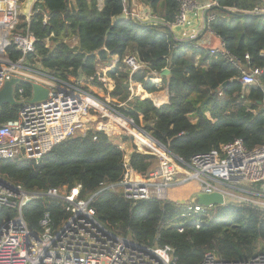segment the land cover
I'll return each instance as SVG.
<instances>
[{
    "label": "trees",
    "instance_id": "trees-1",
    "mask_svg": "<svg viewBox=\"0 0 264 264\" xmlns=\"http://www.w3.org/2000/svg\"><path fill=\"white\" fill-rule=\"evenodd\" d=\"M142 1L163 20L160 24H173L178 0ZM263 3L264 0H218V6L210 9L217 17L209 26L226 48L249 68L262 70L257 86L243 84L242 73L233 64L196 45V41L185 43L176 39L166 26L117 19L124 12V0H105L102 9L98 0H76L77 6H70L69 0H38L30 21L19 14L14 31H33L37 41L35 51L28 55L29 62H39L42 68L64 79L93 76V84L101 87L102 77L96 75L97 55L101 59L108 54L118 55V63L107 73L116 83L109 95L126 106L115 107L132 117L136 125L142 126L143 121L155 140L189 162L196 154L218 149L236 139H241L249 150L264 145V16L239 15ZM225 8L238 14L227 13ZM44 14L48 15L46 23ZM71 35L78 40L74 46L67 41ZM6 50L14 62L21 57L13 44ZM128 54H136L145 63L132 79L148 93L167 86L169 103L157 106L151 98L130 99L129 71L123 61ZM246 54L249 60L245 59ZM164 68H169L171 74L162 77L161 87L147 80L154 77L153 72L159 74ZM225 82L226 86L221 87ZM19 87L25 89L26 97L31 96L29 82L23 81ZM161 95L157 97L159 102L164 97ZM19 111L20 106H2L0 124L15 119ZM117 139L103 130L89 128L85 134L78 133L56 144L38 163L1 161L0 173L27 190H71L81 185V197L89 198L102 183H118L124 177L126 152ZM122 139L126 141L128 137ZM138 142L141 147L146 144V148H155L146 138H138ZM155 159L154 154L136 150L131 153L129 169L146 175ZM194 204L174 199L133 200L112 190H104L92 202L97 218L119 234L148 246L170 245L176 264H198L208 251L227 260H247L264 253L261 207L228 202L206 207V211H190L189 206ZM65 207L60 199L44 197L31 201L23 215L28 226L37 230L48 212L56 227L67 216ZM187 218L193 221L186 223Z\"/></svg>",
    "mask_w": 264,
    "mask_h": 264
},
{
    "label": "built area",
    "instance_id": "built-area-1",
    "mask_svg": "<svg viewBox=\"0 0 264 264\" xmlns=\"http://www.w3.org/2000/svg\"><path fill=\"white\" fill-rule=\"evenodd\" d=\"M36 1L30 2L26 13L21 8L22 0H0V33L3 34L0 40V89L12 77H20L29 83L37 82L49 89L46 101L32 103V90L31 96L26 97L23 87L16 88V99L22 104L15 119L0 124V162L35 160L38 163L56 144L78 133L85 134L89 128L103 130L108 135L117 129L137 140L146 138L153 146L159 145L163 155L146 175L130 171L129 156L126 160V155L124 177L118 183H102L99 191L89 198L81 197V185L71 190L66 187L27 190L0 173V264H176L170 245L148 246L139 243L131 236L119 234L97 218L92 202L104 190L121 192L125 198L133 200H166L170 199L172 188L195 181L201 192L219 191L223 193L225 201L230 198L234 202L252 203L264 210V145L249 150L241 139H236L222 144L218 149L196 154L186 162L155 140L144 127L136 125L132 117L120 113L116 107L112 109L89 90L87 85H94L93 76H69L64 79L42 68L39 62L32 65L28 55L35 51L37 38L29 28L25 31L14 29L19 14L26 15L27 21H30ZM178 1L179 10L172 25L180 28L182 40L198 37L194 20L205 16L206 11H209L205 20L206 30L213 32L209 25L217 16L210 13V9L217 4L216 1ZM124 2V12L136 20L142 19L129 7V0ZM248 12L264 13V3ZM43 18L46 23L48 15L44 14ZM77 42L75 37L72 46ZM10 44L21 52V57L15 62L7 54L6 48ZM210 51L238 68L243 84L259 85L258 76L262 70L249 68L226 48L225 42L222 41L220 46ZM245 59H250L249 54ZM123 61L129 71L131 99L139 96L135 88L140 85L132 76L143 69L145 63L136 54L126 55ZM112 68L113 64L109 69ZM107 73L97 70L96 75L102 77L101 88L104 87L109 94L116 83ZM152 74L154 77L149 76L147 80L156 83L155 76L158 74ZM139 97L143 98L142 95ZM154 103L159 106L158 102ZM104 118L112 121L113 127L107 126ZM120 147L125 150L123 143ZM44 197L64 201L67 216L55 227L50 213L46 212L40 220L39 229L33 230L27 224L23 209L31 201ZM206 207L211 206L195 203L189 206V210L206 211ZM198 264H264V253L247 260H227L215 251H208Z\"/></svg>",
    "mask_w": 264,
    "mask_h": 264
},
{
    "label": "crops",
    "instance_id": "crops-1",
    "mask_svg": "<svg viewBox=\"0 0 264 264\" xmlns=\"http://www.w3.org/2000/svg\"><path fill=\"white\" fill-rule=\"evenodd\" d=\"M104 1L105 0L102 1V4H99V0H98V7L100 9L103 8ZM203 1H208V0H203ZM69 2H71L70 6H73V5L77 6L76 0H69ZM128 5L137 17L142 18V19H140V21H142V22H148L151 24H154V23L159 24V23H162V21H163L157 15H154L153 10L147 4H145L142 0H129ZM210 13H213V12L210 11ZM194 28L196 29V32L199 36V38L196 40V45L203 47L206 50H210L213 47L220 46V44L222 42L221 38H219L217 35H215L214 32H211L210 30H206V22H205V16L204 15H201L199 18H196L194 20ZM170 29L173 32L176 39L182 40L180 37L181 36L180 28H177L176 26L171 25ZM46 42L48 45L51 44V41L49 39ZM190 52L191 51H189V53ZM199 56L200 55L196 56V61H198ZM118 61H119L118 55L108 54L107 58H105V59H101L100 56L97 55V63H96L97 70L100 72L101 71H107L108 72L110 70L109 67L112 66V64L115 67L116 64L118 63ZM102 64L104 67L99 68L100 65L102 66ZM155 78H157L156 84L159 87H161L162 86V79L158 78V76ZM164 88L160 89L159 91L153 92V93H148L143 88V86L140 84V85H138V87L136 89H138L139 91H141L143 89V92L147 93L145 96L142 95L143 98L149 97L154 102H158V105L160 106V105H163L165 103H169L170 93H169L167 86ZM160 93H162L161 96H164V97H163V100H161L159 102L157 97H158V94H160ZM105 124H108L107 126H109V127H113L112 122H110V121L106 122ZM125 144L126 143L124 142L123 145L125 146ZM132 152H134V150L129 152L128 161L130 160V156H131ZM186 192L188 193L186 200L188 199L190 202H193V198L195 197V195H197L201 191H200L199 185L196 184V185L189 186V188L186 190ZM174 200L178 201L177 198Z\"/></svg>",
    "mask_w": 264,
    "mask_h": 264
},
{
    "label": "water",
    "instance_id": "water-1",
    "mask_svg": "<svg viewBox=\"0 0 264 264\" xmlns=\"http://www.w3.org/2000/svg\"><path fill=\"white\" fill-rule=\"evenodd\" d=\"M217 4L215 6H218V0H216ZM225 12L230 14H238L236 10L225 8ZM209 11L205 12V20L208 19ZM239 15H252V13H239ZM256 16H264V13L255 14ZM132 19L133 21H138L134 19L132 16L128 15L126 12H123L121 15L118 16L117 19ZM156 26H166L170 29V27L166 24H157L154 23ZM208 27L206 26V29ZM199 38L196 37L195 39H189V40H182L185 43H191L193 41H196ZM171 74V70L169 68H164L159 74L158 78L162 79L163 76H169ZM23 82V79L20 77H12L11 79L7 80L3 87L0 89V108L6 104L10 106H21L22 102L18 101L16 99V88L19 84ZM32 86V98L30 99V102H43L46 101L49 97V89L44 87L43 85L37 83V82H31ZM227 82L222 84L221 87H225ZM169 90V89H168ZM149 98V97H147ZM150 153V152H147ZM193 202L203 205V206H213V205H224L226 204L224 195L222 192L216 191L212 193H204L200 192L193 198Z\"/></svg>",
    "mask_w": 264,
    "mask_h": 264
},
{
    "label": "rangeland",
    "instance_id": "rangeland-1",
    "mask_svg": "<svg viewBox=\"0 0 264 264\" xmlns=\"http://www.w3.org/2000/svg\"><path fill=\"white\" fill-rule=\"evenodd\" d=\"M31 1L32 0H22L23 4L21 5V8L24 10V12L28 13L29 4H30ZM102 1L103 0H99V4H102ZM211 12H212V10H211ZM75 37H76V35H71V37L67 38V41L69 43H73V40L75 39ZM101 67H104L103 64H102V66L100 65L99 68H101ZM87 88L89 90H91L93 93L97 94L104 102L108 103L107 105L110 106L112 109L115 108V105L118 106V105L121 104V103L118 104V101L116 99H113L112 97H110L108 92L105 91L104 87L101 88L99 86H95V85L90 84V85H87ZM135 93L138 94L139 96H141V95L145 96L147 94V93L143 92V89L141 91H139L137 89V91H136V88H135ZM122 106H124V105H122ZM110 111H112V110L110 109ZM103 121L107 122L108 119L104 118ZM110 122H112V121H110ZM141 123H142V127H144L143 121H141ZM111 135L114 136L115 139L119 138V139L116 140L118 143H120V144H122L124 142L126 143L125 146H124L125 152H126V155H127L126 156V160H127V157L129 156V152H131L132 150H137V151L142 152V153L150 152L151 154H154L156 156V159L154 160V163H153V166H152V168H153V167H155L158 164V162L160 160V157L163 155V149L159 145L156 144V146H157V147H155L156 149L155 148L150 149V148H146L144 146H143L144 147L143 148V147L140 146L138 140L135 137L126 135L124 133V131H121V130L118 131L117 129L116 130L113 129V132H112ZM123 136H127L128 139L126 141H123V139H122ZM196 184H197V182L192 181V182L187 183L186 185L179 186V187H176V188H172L170 190L169 198L170 199L171 198L172 199H176L177 198L178 202L189 203L190 201L188 199L186 200L187 195H188L186 190L189 188V186L196 185ZM228 202H234V201H232V199L228 198L226 200V203H228ZM191 221H193V218H187L186 219V223L191 222Z\"/></svg>",
    "mask_w": 264,
    "mask_h": 264
},
{
    "label": "bare ground",
    "instance_id": "bare-ground-1",
    "mask_svg": "<svg viewBox=\"0 0 264 264\" xmlns=\"http://www.w3.org/2000/svg\"><path fill=\"white\" fill-rule=\"evenodd\" d=\"M28 3V2H27ZM28 5V4H27ZM178 28V27H177ZM3 39V34L2 33H0V40H2ZM156 149V148H155Z\"/></svg>",
    "mask_w": 264,
    "mask_h": 264
}]
</instances>
